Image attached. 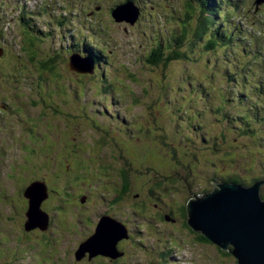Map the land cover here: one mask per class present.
<instances>
[{"label": "rangeland", "instance_id": "374dc122", "mask_svg": "<svg viewBox=\"0 0 264 264\" xmlns=\"http://www.w3.org/2000/svg\"><path fill=\"white\" fill-rule=\"evenodd\" d=\"M57 1L0 0V106L9 107L0 110V264H47L48 254L71 264L79 252L67 244L76 238L65 234L67 215L48 211L57 226L46 235L48 225L23 230L19 214V181L49 180L48 156L69 152V134L76 153L82 146L104 167L139 171L132 181L140 191L158 186L162 200L165 190L167 209L228 178L244 186L264 180V3L255 9V0H219L214 25L229 38L202 54L199 44L172 43L194 27L197 0H126L141 12L133 26L110 17L125 0H85L101 7L92 19L84 0H69L65 12L55 11ZM187 5L191 12L183 11ZM85 44L102 57L93 75L69 70L70 50L85 56ZM168 54L176 59L167 62ZM153 58L160 63H149ZM38 145L32 159L23 151ZM87 167L96 169L90 160ZM134 225L150 235L148 249H137L140 264H237L213 244L193 243L179 223Z\"/></svg>", "mask_w": 264, "mask_h": 264}, {"label": "flooded vegetation", "instance_id": "af4514ba", "mask_svg": "<svg viewBox=\"0 0 264 264\" xmlns=\"http://www.w3.org/2000/svg\"><path fill=\"white\" fill-rule=\"evenodd\" d=\"M100 8L99 5H89L84 15L87 19L95 18ZM0 57H3V55ZM8 109V106H0V110L7 111ZM4 141V139H0V145ZM19 145L23 146L24 144L20 143ZM38 148L39 146L35 148L30 147L23 151L26 154L30 153V156H36L40 153ZM81 148L82 146L77 151L81 156L77 155L76 152L74 155L70 149L66 155L61 154L56 159L52 158V154L49 155L48 158L50 157L51 159L48 161L50 171L49 180L48 178L46 181L42 177H37L29 182H26V180L19 181L20 186L23 185L21 194L22 202L19 210V214L21 213L22 227L25 222L24 217L28 207V201L23 196V192L33 182L43 184L46 189V198L40 205L41 211L48 216V229L44 234L49 235L54 232V228L57 226L56 223H53L52 215L48 211L51 213L53 210L57 211L56 214H65L71 219V222L64 223V231L66 235L74 234L76 238H72L71 241L67 242L69 244L68 247L73 246L75 243L77 246H80L91 237L102 219L110 224H115L113 231V235L117 233L115 236V251L117 256L115 258L96 255L92 259L94 256H90L89 253H85L77 258L75 254L71 264H140L142 261L137 256V249H148L144 241L150 235L149 231H139L135 227L134 220L136 219H140L143 223L146 220V225L153 226L157 224L165 225L167 223L174 225L176 222V224L179 223L182 229L192 235V238L189 239L193 243L212 244L207 240L204 241L200 234L192 231L188 227L187 215H185L184 219V207L181 204H178L176 207L170 205L167 209V202L162 201L165 198L161 200L155 191L158 186L146 187L142 192L139 190V187L132 183L131 179L136 178L134 171H129L121 167L112 168L111 166H101L100 160H104L102 157L99 159L98 155L90 156L87 154L89 153L88 151L81 150ZM100 151H102L101 148ZM73 157L76 160L75 169L72 168L75 166L72 160ZM91 157L94 158V162L90 159ZM89 160L93 162V167L96 165V169H91L92 166L90 168L87 167ZM162 203L165 204L163 205ZM82 207L87 208L81 210ZM186 225L188 228H186ZM119 230L124 231L125 237L119 238ZM27 234L25 235L27 236ZM215 248L220 253L221 250L217 246ZM224 253L230 255L228 251ZM149 258L147 257L146 260L148 261ZM61 260L58 254H55L52 258L48 254L45 260H43V263L61 264Z\"/></svg>", "mask_w": 264, "mask_h": 264}, {"label": "water", "instance_id": "95a60500", "mask_svg": "<svg viewBox=\"0 0 264 264\" xmlns=\"http://www.w3.org/2000/svg\"><path fill=\"white\" fill-rule=\"evenodd\" d=\"M264 0H255L261 5ZM115 22H126L134 25L138 18V10L131 2L116 7L112 12ZM1 55V50H0ZM70 71L77 74L94 72V62L87 57H68ZM72 67V68H71ZM264 180H256L249 186L235 182L213 184L210 192L194 195L186 203L187 225L199 232L208 242L220 250L228 251L237 264H264V197L261 186ZM215 186V188H214ZM23 196L28 201L25 231L40 229L44 231L48 217L40 205L46 198V189L39 182L31 183ZM115 224L101 220L94 234L84 241L76 257L89 253L90 256L103 255L115 258ZM119 238L125 237L124 231H118ZM231 247V249H229Z\"/></svg>", "mask_w": 264, "mask_h": 264}, {"label": "trees", "instance_id": "16d2710c", "mask_svg": "<svg viewBox=\"0 0 264 264\" xmlns=\"http://www.w3.org/2000/svg\"><path fill=\"white\" fill-rule=\"evenodd\" d=\"M196 3H197V6H195V7L197 9L196 11L198 12V14L196 16V22H195L194 27L192 28L191 31H189L187 28H184L183 31H182V33H179V35H178L180 38L174 39L172 43H173V45H177V47H180L182 44H189L190 46H193L194 44H199L200 45V49H201V53H202V51L207 52V53H211V51L215 48V46L217 45V43L219 41L220 42H225L229 38L225 34H222V33H226V31L223 32L218 26L214 25V23L216 21V18L222 17L221 9L216 8V6H215L216 3L217 4L219 3V0H197ZM256 8L257 7H255V9ZM192 10H193V8L191 6L189 7L187 5L186 8L184 7V10L183 11L191 12ZM187 17H189V16H187ZM58 21H60V20L58 19ZM214 26H216V27H214ZM218 30H221V32H218ZM206 36H207V39L204 40V38ZM255 42L258 43L257 40H255ZM222 44H224L225 46L228 45L227 43H222ZM83 54L91 57L94 60L95 64H98V63L101 62L100 56L98 55V54H100V52L97 55H95L94 53H92L89 50V47H87V46L84 47ZM163 54L161 52V55H160L161 58H159V59H162L163 60V58H164V57H162ZM182 54L183 53L179 54V56H181ZM54 59H56V57H54L53 59H49L46 63H44L42 65L43 68H45V66L48 65L49 62H53ZM159 59L158 58H153L152 60H149V63H153V65H157V64L160 63V60ZM174 59H176L175 56H171V55L168 54V56H167V62H170V61H172ZM43 61H45V60H43ZM163 64H164V61H163ZM56 82H59V81L56 80ZM50 109L53 110L52 108H50ZM21 115L26 116L23 113ZM69 132H71V129L70 128H69ZM69 137L73 140L72 142L70 141L69 149L75 155V149H76V145L75 144L77 143L76 142V137L73 136V135H70V134H69ZM79 150H80V147H77V151H79ZM81 150H82V148H81ZM100 153H101V151H100ZM33 154H34V152H33ZM93 155H98L99 156V159H101V156L99 154H93ZM119 156L122 158L121 155H119ZM34 157H35L34 155L31 156V159L34 158ZM90 159L94 162V158L91 157ZM72 160L74 161V165H75L72 168L75 169V167H76L75 157H73ZM68 164H69V162H68ZM100 165L102 166L101 162H100ZM121 168H124V169H127L129 171H132V169H131V167H130L129 164L122 165ZM138 172L139 171L135 172L134 174H137ZM226 181L227 182L240 183V181L237 178L236 179L235 178H228V179H226ZM132 183H133V185L136 186V183H135L134 180L132 181ZM240 184H242V183H240ZM157 188L158 187H156V189ZM162 191H163V198H165L167 200V198H166V196H167L166 191L165 190H162ZM207 192H210V191H207ZM207 192H204V193H207ZM164 195H166V196H164ZM194 195L195 194H193L191 196L193 197ZM262 197H264V195H262ZM186 202L187 201H184L181 204L182 207H184V212H183V218L184 219H185V215H186V210H185ZM171 208H173V207L171 206ZM47 225H48V223H47ZM170 226L172 227L173 225L170 224ZM186 228H188L187 225H186ZM196 233L200 234L199 232H196ZM201 237H203V236H201ZM204 241H205V239H204ZM229 249H231V247ZM220 253L222 255H227V253H224L222 251H220Z\"/></svg>", "mask_w": 264, "mask_h": 264}, {"label": "bare ground", "instance_id": "6f19581e", "mask_svg": "<svg viewBox=\"0 0 264 264\" xmlns=\"http://www.w3.org/2000/svg\"><path fill=\"white\" fill-rule=\"evenodd\" d=\"M66 1H69V0H66ZM126 1V0H125ZM165 1H167V0H160V2H162V3H165ZM230 1H233V0H230ZM63 3V0H58L57 1V4H56V7H55V11L58 9V10H63L64 11V9H65V7H66V4H62ZM84 3L86 4V5H92V3H90L89 1H87V2H85V0H84ZM40 9V8H39ZM43 11H45V12H47V13H49V15H51L52 17H54V9L52 8V6L51 7H48V6H46V7H44L43 8ZM65 12V11H64ZM72 14L69 12V16H71ZM60 16V15H59ZM110 17L112 18V16L110 15ZM69 19V18H68ZM60 22V21H59ZM121 23V22H120ZM0 48H1V46H0ZM71 51V53L69 54V57L71 58V57H74V56H77V58H78V60L80 59V54H79V52L77 51V50H75V53L73 52V50H70Z\"/></svg>", "mask_w": 264, "mask_h": 264}]
</instances>
